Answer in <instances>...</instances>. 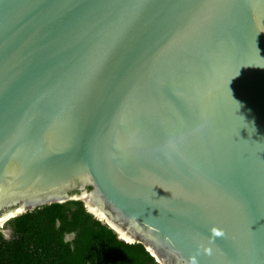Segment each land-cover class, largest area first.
Returning a JSON list of instances; mask_svg holds the SVG:
<instances>
[{"label":"water","instance_id":"obj_1","mask_svg":"<svg viewBox=\"0 0 264 264\" xmlns=\"http://www.w3.org/2000/svg\"><path fill=\"white\" fill-rule=\"evenodd\" d=\"M72 199L158 264L212 225L199 264H264V0H0V218Z\"/></svg>","mask_w":264,"mask_h":264},{"label":"trees","instance_id":"obj_2","mask_svg":"<svg viewBox=\"0 0 264 264\" xmlns=\"http://www.w3.org/2000/svg\"><path fill=\"white\" fill-rule=\"evenodd\" d=\"M6 227L11 234L0 232V264H158L142 243L120 239L80 199L26 211Z\"/></svg>","mask_w":264,"mask_h":264},{"label":"clouds","instance_id":"obj_3","mask_svg":"<svg viewBox=\"0 0 264 264\" xmlns=\"http://www.w3.org/2000/svg\"><path fill=\"white\" fill-rule=\"evenodd\" d=\"M5 223L6 222H4L2 226H4ZM2 226L0 227V232L1 230L5 229L4 227L2 228ZM209 232L210 235L207 238V243L198 244L196 253L188 257L186 264H199L198 256L201 254V252H203L206 255H212L213 252L212 244L214 243L215 239L222 238L225 236L224 229L216 225H212L209 229Z\"/></svg>","mask_w":264,"mask_h":264},{"label":"bare ground","instance_id":"obj_4","mask_svg":"<svg viewBox=\"0 0 264 264\" xmlns=\"http://www.w3.org/2000/svg\"><path fill=\"white\" fill-rule=\"evenodd\" d=\"M90 196H91V199L94 198L92 194H91ZM88 203H89V202H88ZM89 206H90V204H89ZM93 206H94L95 208H94ZM90 208H91L93 211H95L98 215H100L101 217H102V216L104 217V214H103V211H102L101 206L99 207V206L91 205ZM12 214H14V213H13V212H9V213H6L3 217H1V218H0V226H2V224L4 223V222H3L4 219H5L7 216H10V215H12ZM108 219H109V218H108ZM109 220H110V222H111V219H109ZM118 232L120 233V236L123 237V238H125L126 240H129V241H130V240L133 239L132 234L125 235V234H123V233L120 232V231H118ZM122 234H123V235H122Z\"/></svg>","mask_w":264,"mask_h":264},{"label":"rangeland","instance_id":"obj_5","mask_svg":"<svg viewBox=\"0 0 264 264\" xmlns=\"http://www.w3.org/2000/svg\"><path fill=\"white\" fill-rule=\"evenodd\" d=\"M94 207V206H93ZM95 208V207H94ZM4 226H2V228H3ZM5 231V230H4ZM123 235V234H122Z\"/></svg>","mask_w":264,"mask_h":264}]
</instances>
